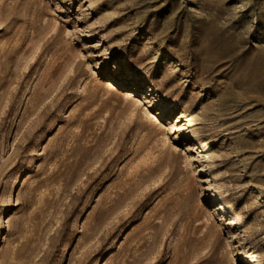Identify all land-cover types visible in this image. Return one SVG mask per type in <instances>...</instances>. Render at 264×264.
Returning <instances> with one entry per match:
<instances>
[{
	"label": "rangeland",
	"instance_id": "1",
	"mask_svg": "<svg viewBox=\"0 0 264 264\" xmlns=\"http://www.w3.org/2000/svg\"><path fill=\"white\" fill-rule=\"evenodd\" d=\"M0 264H264V0H0Z\"/></svg>",
	"mask_w": 264,
	"mask_h": 264
}]
</instances>
